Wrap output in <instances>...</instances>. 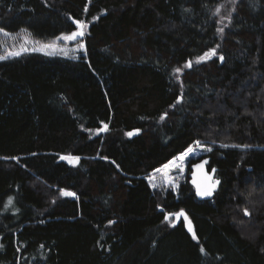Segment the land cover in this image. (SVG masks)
<instances>
[{"label": "trees", "instance_id": "16d2710c", "mask_svg": "<svg viewBox=\"0 0 264 264\" xmlns=\"http://www.w3.org/2000/svg\"><path fill=\"white\" fill-rule=\"evenodd\" d=\"M224 1L0 0V36L88 24L79 57L0 59V264H264V0ZM197 140L214 197L154 189Z\"/></svg>", "mask_w": 264, "mask_h": 264}, {"label": "rangeland", "instance_id": "374dc122", "mask_svg": "<svg viewBox=\"0 0 264 264\" xmlns=\"http://www.w3.org/2000/svg\"><path fill=\"white\" fill-rule=\"evenodd\" d=\"M234 1L235 0H225L221 5V8H225L226 4L228 5ZM83 29L84 32H86L88 29V24L85 23ZM76 30H78V28ZM68 35L70 34H61L55 39L45 42L32 38L26 32H22L18 34L3 33V35L0 36V56H7L8 52L22 53L25 51L36 50L50 55L60 54L67 57H74V58L79 57L81 54L84 53V43L78 37L75 40H68L63 38L64 36H68ZM81 45H83V47H81ZM100 130L101 131L104 130V127L101 128ZM88 132L91 136H94L98 134L99 130L89 129ZM191 147H193L195 150L194 154H189L187 157H185L183 161H180L177 158L183 153L182 152L176 157L169 160L164 165H162L155 172H152L147 176V179L150 182L151 186L153 184L157 185L155 188L152 186L154 189L167 188V187H172L175 190L178 189L180 183L185 179L187 173H189L188 172L189 160L191 158L195 159L198 157H202L209 153V151L205 150L206 148L209 147L203 145L202 143H200L199 146L194 144ZM68 158H71V156H68ZM66 160L72 164H75L79 161L75 159H66ZM172 161H175L178 167H171V166L168 168L164 167L165 165H169L170 162ZM169 180L171 181V183H169ZM180 218H183L186 223L190 221L188 217L187 219H185L184 216L177 218L175 215L169 217V221H171L172 223H176Z\"/></svg>", "mask_w": 264, "mask_h": 264}, {"label": "snow or ice", "instance_id": "6c2138e0", "mask_svg": "<svg viewBox=\"0 0 264 264\" xmlns=\"http://www.w3.org/2000/svg\"><path fill=\"white\" fill-rule=\"evenodd\" d=\"M86 10H87V9H85V11H86ZM74 22H75V24L78 26V29H80V30H78V31H74V32H72V33H71L70 35H68V36H64V37H63L64 39L75 40L77 37H83V36L85 35V32L82 30L83 27H84V22H83V21H80V20H75ZM0 31H2V30H0ZM219 31L222 33V32H223V28L219 29ZM81 47H83V45H81ZM217 47H218V45H217ZM216 54H217V52H216V48H212V49H210L209 52H206V53H204L202 56H199V57L197 58V60H196V63H200L201 61H204V60L207 59V58H211V56H215ZM18 55H20L19 52H8L7 56H0V59H7L8 56H18ZM220 59L223 60V56H220ZM185 66H186V67H191V66H192V61H188L187 64H186ZM176 72H178V73L181 72V69H180V68H177V69H176ZM180 102H182V96L177 100V103H180ZM173 107H175V105H173ZM162 118H163V117H162ZM106 128H107V125H105V129H106ZM132 134H133V133H131V132L128 133L129 136H131ZM195 144H196L197 146H199V145H200V141H199V140L195 141ZM222 147H228V145H222ZM245 147H247V146H245ZM205 150H206V151H209V152L212 151L211 148H206ZM194 151H195L194 148L190 146V147H188L187 150H186L185 152H183V153H182L177 159L180 160V161H183V160L185 159V157H187L189 154H194ZM64 158H65V159H75V160H79V157H71V158L64 157ZM204 163L206 164L207 161H204ZM170 166H171V167H178V165L176 164L175 161L170 162L169 165H165L164 167H165V168H168V167H170ZM197 167L202 168L203 165H202V164H201V165H197ZM213 171H214V170H213ZM169 183H171L170 180H169ZM217 184H219V181H218V180L215 181L214 183L209 184L207 187H205V188H203V189L199 188V186H198L197 194H198L199 196H202V197H210V196L213 195V192H214V190H215V186H216ZM152 186L155 188L157 185L153 184ZM63 195H66V196H75L76 194L73 193V192H64ZM9 203H11V198L9 199ZM244 213H245V215H249L247 209H244ZM172 215H175L177 218H179V217H181V216H184L185 219H187L186 214L183 212V210H181V211L178 212V213H174V214L170 213V214H168V216H166L165 218H166V219H169V217H171ZM169 222L171 223V221H169ZM188 225H189V226H188V231L192 233L194 239H197L196 234H195L193 228L191 227V221H188ZM173 226H175V225L173 224ZM203 251H204V249L201 248V252H203Z\"/></svg>", "mask_w": 264, "mask_h": 264}, {"label": "water", "instance_id": "95a60500", "mask_svg": "<svg viewBox=\"0 0 264 264\" xmlns=\"http://www.w3.org/2000/svg\"><path fill=\"white\" fill-rule=\"evenodd\" d=\"M78 30H80V29H78ZM78 30H75V31H78ZM82 30L84 31V29H82ZM78 38H82V37H78ZM223 60H224V57H223ZM223 60L220 59V62H223ZM210 160L211 159L209 156H205V157L201 158L200 160H198V161H196L190 165L189 182L194 187L195 194H196L197 198L201 199V200H204V199L207 200V199L213 198L219 184H217L215 186V190L213 192V195L210 197L199 196L197 194L198 186H199V188L203 189V188L207 187L209 184L214 183L217 180L220 183V179L216 175L217 167L214 166V167H211L209 169ZM204 161H207V163L205 164ZM201 164L203 165L202 168L197 167V165H201ZM188 226L189 225L187 222V227ZM191 227H192V224H191Z\"/></svg>", "mask_w": 264, "mask_h": 264}]
</instances>
